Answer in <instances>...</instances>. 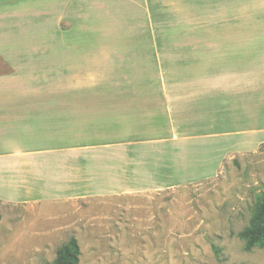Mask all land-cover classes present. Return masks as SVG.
I'll return each instance as SVG.
<instances>
[{
	"label": "rangeland",
	"instance_id": "374dc122",
	"mask_svg": "<svg viewBox=\"0 0 264 264\" xmlns=\"http://www.w3.org/2000/svg\"><path fill=\"white\" fill-rule=\"evenodd\" d=\"M243 3L250 1L23 0L18 6H5L0 13L18 10V34L24 33L29 43L45 46V42L57 40L47 30L61 13L59 5L72 8L66 26L70 32L63 40L71 44L65 50L71 61L67 57L57 67L79 75L87 69L80 89L93 110L88 112L87 146L94 153L105 145L157 144L164 121L160 120V81L155 78L159 66L150 55V46L157 39L151 19L162 22L160 31H166L172 24L180 26V21L195 24L197 18H203L194 16L199 11L207 18L210 9L217 11V6L225 5L233 17H239L232 24L247 21L249 26L255 25V11L248 9V20L236 12ZM215 11L213 15H217ZM4 19L11 18L0 17V23ZM250 42L255 44L256 39ZM101 48L103 62L95 65V53ZM45 49L38 48V56H47ZM130 52L140 57L148 52L149 64L131 66L126 55ZM131 71L154 79L134 81L129 93L126 88L117 92L121 82L117 78ZM251 102L250 98L247 113L230 112L233 125L212 122L189 128L193 138L181 145L184 152L177 158L180 172L176 174L177 168L171 172L161 169L159 176L147 181L139 174L105 181L88 176L86 186L70 183L79 192L55 193L52 199L36 194L37 200L18 206L0 202V264H50L56 250L71 237L80 248L79 264H264V249L254 246L246 251L245 242L238 237L248 226L255 197L264 198V143L225 158L236 144L264 137L263 115ZM95 104L102 105L101 113L94 112ZM117 104L120 107H113ZM116 117H128V123H117ZM232 132L239 135L228 134ZM124 154L139 155L130 149ZM149 163L150 168L159 165L158 160Z\"/></svg>",
	"mask_w": 264,
	"mask_h": 264
},
{
	"label": "crops",
	"instance_id": "0c3cea01",
	"mask_svg": "<svg viewBox=\"0 0 264 264\" xmlns=\"http://www.w3.org/2000/svg\"><path fill=\"white\" fill-rule=\"evenodd\" d=\"M249 1L236 12L247 19L248 9L255 11L256 23L250 26L247 21L232 24L239 17H233L225 5L217 6V11L210 9L207 18L199 11L194 16L203 18H197L195 24L180 21V26L172 24L166 31H160L162 22L152 18L150 28L157 39L154 37L150 46L154 59L150 55L159 66L155 78L160 81L163 102L160 120L164 121L159 127L157 144L105 145L95 148L94 153L87 146L91 122L88 112L93 110L87 104L86 92L80 89L87 69L79 75L57 67L67 57L71 61L65 52L71 44L63 40L70 32L66 26L72 8L68 6L66 10L65 5H59L61 13L54 19L51 30H47L57 40L47 41L45 46L29 43L24 33L18 34L21 29L18 10L0 13V17L11 18L0 23V202L18 206L37 200L36 194H41L42 199H52L55 193L79 192L81 189L72 188L70 183L86 186L88 176L105 181L139 174L147 181L159 176L161 169L174 171L179 163L177 158L184 152L182 143L193 138L189 128L212 122L233 125L235 118L230 112L247 113L250 98L256 112L262 113L264 125V0ZM22 2L0 0V10ZM214 11L217 15H213ZM19 24L22 25L21 20ZM252 39H256L255 44H251ZM40 47H46L47 56H38ZM102 49L95 53V65L103 62ZM126 55L131 66L149 64L148 52L141 57L134 52ZM140 75L131 71L118 77L121 82L116 91L122 88L132 91L134 81L154 79L148 74ZM56 96L62 99L56 100ZM101 108V104L93 105L96 113ZM114 119L117 123H128V117ZM241 121H245L243 117ZM258 143H264V137L236 144L229 148L225 158ZM129 149L139 154L138 158L124 154ZM154 149L156 152H152ZM153 160L159 161L158 167L150 168L149 162ZM176 170L173 173L180 172V167Z\"/></svg>",
	"mask_w": 264,
	"mask_h": 264
},
{
	"label": "trees",
	"instance_id": "16d2710c",
	"mask_svg": "<svg viewBox=\"0 0 264 264\" xmlns=\"http://www.w3.org/2000/svg\"><path fill=\"white\" fill-rule=\"evenodd\" d=\"M238 237L245 242V250L250 251L254 246L264 249V198L257 195L254 199V208L251 218ZM80 248L77 240L71 237L60 246L50 264H79Z\"/></svg>",
	"mask_w": 264,
	"mask_h": 264
}]
</instances>
